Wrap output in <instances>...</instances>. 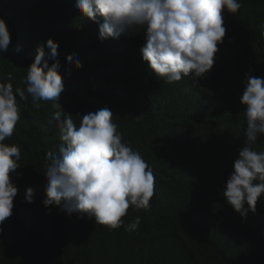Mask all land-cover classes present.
I'll list each match as a JSON object with an SVG mask.
<instances>
[{
	"label": "trees",
	"instance_id": "obj_1",
	"mask_svg": "<svg viewBox=\"0 0 264 264\" xmlns=\"http://www.w3.org/2000/svg\"><path fill=\"white\" fill-rule=\"evenodd\" d=\"M240 3L235 15L222 13L226 34L212 73L166 83L142 60V29L101 40L98 24L81 15L75 0H0L11 41L0 52V82L24 89L37 45L51 38L58 44L62 110L78 125V117L109 108L122 141L155 176L150 207L130 206L117 229L45 208L46 153L60 145L56 109L52 101L34 107L25 92L24 100L17 97L21 119L4 141L19 146L21 159L10 173L18 192L12 215L0 224V264H264V197L245 218L223 197L246 140L239 102L245 73L264 78V0ZM68 56L81 67L69 66ZM252 147L264 151V137ZM27 188L35 193L31 204ZM136 217L138 230L126 231Z\"/></svg>",
	"mask_w": 264,
	"mask_h": 264
},
{
	"label": "clouds",
	"instance_id": "obj_2",
	"mask_svg": "<svg viewBox=\"0 0 264 264\" xmlns=\"http://www.w3.org/2000/svg\"><path fill=\"white\" fill-rule=\"evenodd\" d=\"M75 7L98 24L101 40L133 36L142 29V60L157 79L173 83L184 77L198 82L212 73L213 65L217 67L214 55L226 34L222 13L235 15L242 5L240 0H75ZM10 42L6 22L0 18V52L7 51ZM57 57L58 44L49 38L36 47L24 89L14 91L12 83L0 82V224L12 215L18 188L10 173L20 167L21 159L19 146L4 141L13 135L21 119L17 97L24 100L27 92L36 108L41 101L53 102V119L59 127L58 153H46L43 206L94 219L108 229L120 228L130 206L136 210L150 207L155 195L153 169L138 151L122 141L109 108L77 116L78 125L73 115L62 110L58 101L64 84ZM67 60L69 66L81 67L71 56ZM12 79L9 73L6 80ZM239 102L246 119V140L233 162L223 197L245 218L249 212L256 213L257 202L264 197V151L252 147L264 137V78L245 73ZM206 109L204 104L203 115ZM34 194L32 188L25 190L27 204L33 202ZM140 224V217H136L125 230L134 232Z\"/></svg>",
	"mask_w": 264,
	"mask_h": 264
}]
</instances>
